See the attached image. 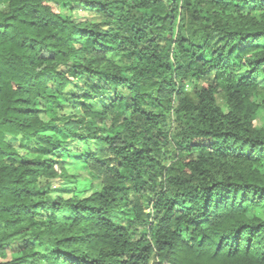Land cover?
<instances>
[{
	"label": "trees",
	"instance_id": "16d2710c",
	"mask_svg": "<svg viewBox=\"0 0 264 264\" xmlns=\"http://www.w3.org/2000/svg\"><path fill=\"white\" fill-rule=\"evenodd\" d=\"M263 110L264 0H0V264H264Z\"/></svg>",
	"mask_w": 264,
	"mask_h": 264
},
{
	"label": "rangeland",
	"instance_id": "374dc122",
	"mask_svg": "<svg viewBox=\"0 0 264 264\" xmlns=\"http://www.w3.org/2000/svg\"><path fill=\"white\" fill-rule=\"evenodd\" d=\"M78 18L84 17L85 14L82 12H78L77 14ZM219 102L222 106L225 105V101L224 99H222V97L219 98ZM41 118L44 121H47V117L44 114H41ZM253 122H254V126L257 129H261L262 127H264V110L261 111L259 114H257L256 116L253 117ZM53 186L55 187V197H57L58 195H62L63 197H70L71 196V191L74 188L73 183L71 182H61V181H55L53 183ZM59 190V191H58ZM11 253L8 252L7 253V261L11 260ZM3 261L2 259H0V262Z\"/></svg>",
	"mask_w": 264,
	"mask_h": 264
}]
</instances>
